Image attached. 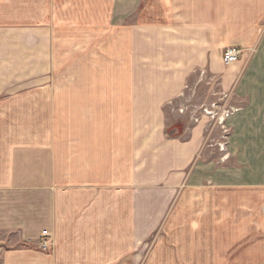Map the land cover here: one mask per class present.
I'll return each mask as SVG.
<instances>
[{"label": "crops", "instance_id": "0c3cea01", "mask_svg": "<svg viewBox=\"0 0 264 264\" xmlns=\"http://www.w3.org/2000/svg\"><path fill=\"white\" fill-rule=\"evenodd\" d=\"M118 1L0 0V264H188L155 241L134 254L183 185L264 187V0ZM97 39L121 41L118 84L65 68ZM229 46L243 55L224 64ZM196 71L236 108L218 160L202 127L166 133ZM71 103L88 109L65 125Z\"/></svg>", "mask_w": 264, "mask_h": 264}, {"label": "rangeland", "instance_id": "374dc122", "mask_svg": "<svg viewBox=\"0 0 264 264\" xmlns=\"http://www.w3.org/2000/svg\"><path fill=\"white\" fill-rule=\"evenodd\" d=\"M116 4H120V1L114 0ZM113 10L118 19L120 8L114 7ZM82 47L88 48L81 55L66 56V69L87 65L88 69L95 72V80L99 85L109 80L113 84L120 83L122 56L119 39H97L91 41L90 46ZM214 82L208 74L196 71L187 79L180 98L162 105V110L168 124V136H173L170 128L176 127L178 131L174 135L184 138L188 128L198 125L204 131V141L208 139L212 145L206 155L218 160L226 154V121L224 126L211 122L207 115H202V107L213 101L229 105L227 92H217ZM64 106L65 125H74L75 117L83 115L88 109V104L71 103ZM69 109L73 112V118H69ZM131 124V120L115 119L112 128L126 130L131 128ZM96 126L110 127L103 110L97 109ZM201 158L202 154L197 162ZM152 217L145 216L146 225L151 224ZM160 219V224L146 234L147 242L138 250L134 249L139 260L152 254L154 247L148 248V244L155 241V254L161 257H188V264H264V187L206 188L188 182L176 193ZM168 240L175 241L169 244Z\"/></svg>", "mask_w": 264, "mask_h": 264}, {"label": "built area", "instance_id": "2783aa9c", "mask_svg": "<svg viewBox=\"0 0 264 264\" xmlns=\"http://www.w3.org/2000/svg\"><path fill=\"white\" fill-rule=\"evenodd\" d=\"M243 55V49L236 46H229L223 49L222 60L224 64H230L238 61ZM223 98H226L225 96ZM225 99L223 100V102ZM236 108L225 106L224 104L213 101L209 105L202 107V115H207L211 122L224 126L227 118L232 115ZM39 247L43 250H48L49 246L47 238L39 239Z\"/></svg>", "mask_w": 264, "mask_h": 264}]
</instances>
